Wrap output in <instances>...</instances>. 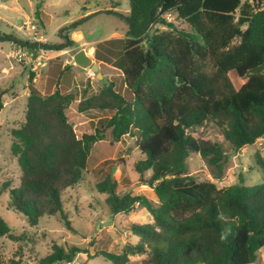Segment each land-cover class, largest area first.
I'll return each instance as SVG.
<instances>
[{
	"label": "trees",
	"instance_id": "16d2710c",
	"mask_svg": "<svg viewBox=\"0 0 264 264\" xmlns=\"http://www.w3.org/2000/svg\"><path fill=\"white\" fill-rule=\"evenodd\" d=\"M42 7L40 0L34 17L44 29ZM172 13L185 29L167 18ZM125 17L130 22L124 20L126 34L99 46L107 51L119 47L114 67L132 96L117 89V80H101L99 93L83 96L76 110L112 114L90 122L81 134L68 115L76 94L59 86L42 93L34 85L36 73L30 72L25 123L12 131L11 149L22 176L19 186L10 189V206L31 225L45 215H58L74 231L62 197L83 180L93 145L108 130L114 142L137 133L142 157L134 170L156 201L123 189L114 174L118 166L110 159L99 168L103 178L95 188L107 195L110 216L142 207L152 222H130L128 229L140 242L125 244L121 253L101 250L91 256L76 245L55 244L39 264L72 263L78 253L101 255L112 264H133L132 256L144 254L141 264L258 262L264 248V183L218 187L190 175L188 159L199 153L218 167L226 159L221 143L196 134L208 122L237 151L264 137V0H130ZM158 24L169 29L151 33ZM146 36L149 49L144 48ZM17 43L37 49V44ZM95 57L110 61L101 58L98 48ZM73 68L66 64L60 76ZM231 72L244 80L238 90ZM256 161L264 173L259 153ZM224 229L231 231L221 242ZM0 237L16 239L1 214Z\"/></svg>",
	"mask_w": 264,
	"mask_h": 264
},
{
	"label": "rangeland",
	"instance_id": "374dc122",
	"mask_svg": "<svg viewBox=\"0 0 264 264\" xmlns=\"http://www.w3.org/2000/svg\"><path fill=\"white\" fill-rule=\"evenodd\" d=\"M38 1L40 0H0V4L5 3L8 6L0 11L7 19L0 20V214L16 238L0 237V264H39L42 258L52 252L55 244L63 247L76 245L94 256L101 250L121 253L125 244L140 242V238L128 228L130 222L151 223L152 219L147 210L138 207L127 215L110 216L105 205L107 195L99 193L95 188L96 183L103 178L98 170L105 160L116 162L118 168L114 174L123 189L145 194L156 201L152 188L142 184L134 170L135 163L142 157L139 151V135H126L120 141L114 142L108 130L105 138L93 145L83 180L67 188L63 194V207L74 231L68 230L58 215H45L37 225H31L22 213L10 206V189L19 186L22 176L17 157L11 149L15 141L12 131L25 123L29 95L28 76L32 72L25 61H19L12 55L17 41L33 42L32 36L39 38L42 35V42L57 50L46 66L36 72L34 85L42 93L53 92L59 86L76 94V101L70 106L68 115L78 134L90 122L112 114L110 111L90 110L79 113L76 110V104L83 96L90 97L99 93L101 80H117V89L129 98L132 96L125 89L122 76L114 67L118 60L119 47L113 45L107 51L106 47L99 46L102 41L126 34V24L121 18L129 14L130 0H42V11L45 14L43 32L42 26L34 17ZM112 9L114 10L111 13ZM168 18L179 29L186 28L176 18L175 13ZM74 29H79L85 36L86 42L81 46L70 44V38L65 39ZM116 29L123 35L113 34ZM168 29L167 26L158 24L151 33ZM96 48L99 54L110 59L108 64H101L95 57ZM144 48L149 49L148 36L144 39ZM82 49L92 58L93 63L101 64L98 72L102 73V78H98L91 71V66L85 69L73 63L75 54ZM64 63L74 65L75 71L62 77L59 71ZM51 64H56L52 72L45 69ZM229 78L237 90L244 83L235 72H231ZM196 134L206 140L221 143L226 159L218 167L199 153H193L188 159L190 175H194L199 181L214 182L218 187L239 183H264V173L256 161L257 153L264 159V137L237 151L212 122L200 126ZM146 257V254L132 256L131 261L133 264H141ZM86 262L112 264L101 255L87 258L86 253H78L72 263L57 264ZM251 264H264V248L259 261Z\"/></svg>",
	"mask_w": 264,
	"mask_h": 264
},
{
	"label": "built area",
	"instance_id": "2783aa9c",
	"mask_svg": "<svg viewBox=\"0 0 264 264\" xmlns=\"http://www.w3.org/2000/svg\"><path fill=\"white\" fill-rule=\"evenodd\" d=\"M170 14L167 15V18ZM169 19V18H168ZM37 38L36 35L32 36L33 42L31 44H37V49H28L26 45L18 43L16 49L12 52V55L19 61H25L31 71L38 72L39 69L46 66L47 61L51 59L57 52L53 46H44L41 40L42 35ZM92 71V70H91Z\"/></svg>",
	"mask_w": 264,
	"mask_h": 264
},
{
	"label": "crops",
	"instance_id": "0c3cea01",
	"mask_svg": "<svg viewBox=\"0 0 264 264\" xmlns=\"http://www.w3.org/2000/svg\"><path fill=\"white\" fill-rule=\"evenodd\" d=\"M4 8H8V6L5 4V3H2V4H0V11H1V9H4ZM112 10H114V9H112ZM7 20L1 13H0V20ZM121 20H124V18H121ZM9 22H11V23H13L12 21H9ZM18 27H20V26H18ZM126 31L125 32H127L128 31V25H126ZM45 29V28H44ZM44 29H42V32L44 31ZM123 32V31H122ZM120 34V35H123V33H121L120 31H118L117 29L116 30H114L113 31V34ZM70 38V40H72V42L76 45V46H81V45H83L86 41H85V36H84V34H83V32L82 31H80L79 29H74L70 34H69V36H68V38L67 37H65V39L66 40H68ZM95 42H97V41H95ZM86 52V51H85ZM94 52H95V49H94ZM87 55H88V53H86ZM100 56H101V58H105V56L103 55L102 56V54H100ZM99 62H101V64L103 63V64H107V63H104V62H102V61H100L99 60ZM101 64H98V66H99V68H101L100 67V65ZM56 65V64H55ZM55 65L54 64H51V65H48L47 66V68H45V69H50V72H52V70L54 69V67H55ZM66 65V63H64V64H62L61 66H60V70H62L63 68H64V66ZM46 70V71H47ZM56 70H57V68H56ZM58 70H59V68H58ZM73 70L75 71V67L73 68ZM66 75V74H65ZM65 75L63 76V77H65ZM38 76V75H37Z\"/></svg>",
	"mask_w": 264,
	"mask_h": 264
},
{
	"label": "water",
	"instance_id": "95a60500",
	"mask_svg": "<svg viewBox=\"0 0 264 264\" xmlns=\"http://www.w3.org/2000/svg\"><path fill=\"white\" fill-rule=\"evenodd\" d=\"M123 18L128 22V25H130V22L127 20V18L125 16H123ZM73 63L85 69L91 66V70L97 75V77L102 78V73L98 72V64L93 63L92 58L86 54L85 50L82 49L75 54Z\"/></svg>",
	"mask_w": 264,
	"mask_h": 264
},
{
	"label": "clouds",
	"instance_id": "9594fccd",
	"mask_svg": "<svg viewBox=\"0 0 264 264\" xmlns=\"http://www.w3.org/2000/svg\"><path fill=\"white\" fill-rule=\"evenodd\" d=\"M230 229H224L220 235V241L221 242H226L227 241V237L230 234Z\"/></svg>",
	"mask_w": 264,
	"mask_h": 264
}]
</instances>
